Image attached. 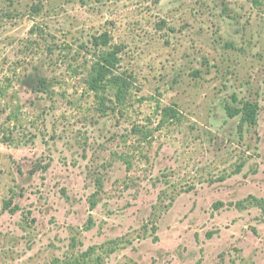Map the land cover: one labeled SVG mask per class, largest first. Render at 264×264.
<instances>
[{
    "label": "rangeland",
    "instance_id": "1",
    "mask_svg": "<svg viewBox=\"0 0 264 264\" xmlns=\"http://www.w3.org/2000/svg\"><path fill=\"white\" fill-rule=\"evenodd\" d=\"M109 49L131 91L103 108L85 79ZM2 90L0 264H264V0H0ZM246 103L256 127L227 115ZM136 126L152 144L129 172Z\"/></svg>",
    "mask_w": 264,
    "mask_h": 264
},
{
    "label": "trees",
    "instance_id": "2",
    "mask_svg": "<svg viewBox=\"0 0 264 264\" xmlns=\"http://www.w3.org/2000/svg\"><path fill=\"white\" fill-rule=\"evenodd\" d=\"M99 46L108 47L109 41L104 40L102 41V43L99 44ZM118 55L119 51L115 49H109L108 51L103 53L97 61L90 65L86 74V87L90 93H93L96 97L99 98L101 102L100 106L103 108H105V100H107V90H114L115 103L120 105H125L126 100L128 99V95L131 91L130 82L123 76L115 74V70L118 66L119 60ZM24 84V86L28 87L34 93H42L47 96L56 93L54 81L44 76L29 77L28 81ZM1 92L2 93H0V96L5 97V90H2ZM7 106L10 108V115L13 114L14 118L20 106L16 105V100L10 101ZM157 109L158 110L156 115L158 116V118H160L158 123L159 128H164L165 126L171 124L173 125L182 123L183 116L180 111L176 108V106H160ZM259 110L260 109L258 105H252L250 103H246L243 105V107L240 108L226 107V112L229 118H235L241 115L242 126L243 124H247L250 127H256L258 125ZM132 133L135 139L130 146V151L121 156L129 172L134 166L135 155L137 153H140L139 155H141L143 152L142 150L145 148V145L147 144L150 146L152 144V132L149 131L148 127L136 126ZM3 140L5 144H12L11 140L6 136H4ZM146 160H148V156L146 157ZM243 168L244 165L237 166L236 170L233 172V175L240 174ZM96 186L98 187L97 192L93 194L90 200L92 210H94L100 202V195L104 187L101 179L96 180ZM248 200L251 201L250 207H257L261 209L262 212H264V199H259L254 196H250ZM222 206L223 203L219 202L215 205V208L220 209ZM237 208L240 210H245L247 207L244 205V203H241L237 205ZM115 242L116 241H113L112 243ZM94 252L95 248H90L89 251L81 255L82 259L90 257ZM55 264H81V260L74 259L61 262L60 260L56 259Z\"/></svg>",
    "mask_w": 264,
    "mask_h": 264
}]
</instances>
